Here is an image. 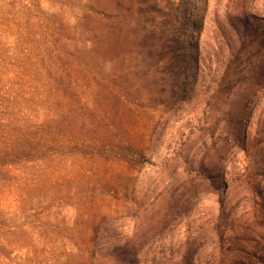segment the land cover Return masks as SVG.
Instances as JSON below:
<instances>
[{
	"label": "rangeland",
	"instance_id": "1",
	"mask_svg": "<svg viewBox=\"0 0 264 264\" xmlns=\"http://www.w3.org/2000/svg\"><path fill=\"white\" fill-rule=\"evenodd\" d=\"M154 6L0 0V264H264V0Z\"/></svg>",
	"mask_w": 264,
	"mask_h": 264
},
{
	"label": "trees",
	"instance_id": "2",
	"mask_svg": "<svg viewBox=\"0 0 264 264\" xmlns=\"http://www.w3.org/2000/svg\"><path fill=\"white\" fill-rule=\"evenodd\" d=\"M152 1V0H151ZM154 1H158V0H154ZM165 3H166V8L164 7V8H157V6H154L155 8H154V10L156 11V12H162V13H164L163 15L166 17H168L170 14H171V12H172V10H173V7H174V5H175V1L176 0H163ZM157 5H159V3L157 4ZM165 9V10H164ZM138 154L139 155H142V149H140V150H138ZM19 153V152H18Z\"/></svg>",
	"mask_w": 264,
	"mask_h": 264
}]
</instances>
